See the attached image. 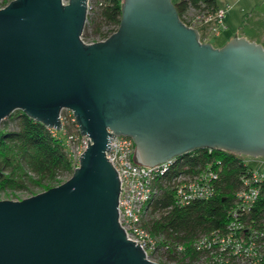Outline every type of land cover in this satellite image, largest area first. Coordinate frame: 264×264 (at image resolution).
Instances as JSON below:
<instances>
[{
	"label": "water",
	"instance_id": "water-1",
	"mask_svg": "<svg viewBox=\"0 0 264 264\" xmlns=\"http://www.w3.org/2000/svg\"><path fill=\"white\" fill-rule=\"evenodd\" d=\"M88 0H10L0 7V121L13 110L60 129L73 112L89 138L68 178L0 199V264H159L118 222L120 180L105 152L115 134L135 161L194 149L264 156V47H215L173 0H123L106 38L84 42Z\"/></svg>",
	"mask_w": 264,
	"mask_h": 264
},
{
	"label": "built area",
	"instance_id": "built-area-1",
	"mask_svg": "<svg viewBox=\"0 0 264 264\" xmlns=\"http://www.w3.org/2000/svg\"><path fill=\"white\" fill-rule=\"evenodd\" d=\"M93 2L94 0H88V13L92 10ZM4 5L0 0V7ZM228 8V4L214 7L203 0H197L196 4H189L183 12L182 21L198 28L199 35H218L225 28L224 18ZM60 112L61 128H50V131L52 135L64 138V145L74 168L78 165L79 155L87 147L89 138L79 132L70 109L65 108ZM71 123H76L74 131L69 127ZM108 144L111 147L105 155L116 168L120 180L118 222L127 237L140 244L149 260L159 263L158 261L165 259L163 253L173 250L175 256L168 260V264L264 263V222L253 227L242 220V216L250 211L260 195L263 183L261 172L250 167L248 175L242 177V187L235 193L234 205L228 209V221L217 229L197 236L187 253L185 244H171L165 240L163 233L156 234L148 230L147 220L163 191L161 186L168 188L176 206L213 197L222 159L213 155L204 160L203 164L198 161L191 166L180 156L146 166L135 161V143L131 137L115 134ZM188 153L190 156L197 154L192 150ZM253 158L257 162L263 161Z\"/></svg>",
	"mask_w": 264,
	"mask_h": 264
},
{
	"label": "trees",
	"instance_id": "trees-1",
	"mask_svg": "<svg viewBox=\"0 0 264 264\" xmlns=\"http://www.w3.org/2000/svg\"><path fill=\"white\" fill-rule=\"evenodd\" d=\"M9 1L1 0L3 5ZM122 1L94 0L91 8L94 14L87 16V20L91 21V31H87L85 24L82 39L96 41L115 31L120 22ZM196 1L173 0L181 19L189 4H196ZM203 1L217 6L215 0ZM200 38L206 40L203 35H200ZM75 124L71 123L69 127ZM192 151L198 155H180L191 166L198 161L203 164L204 160L213 155L223 161L218 170L219 178L215 181L217 188L214 196L176 206L168 188L161 186L163 191L155 202L146 224L151 232L163 233L167 242L185 244L187 253L197 236L217 229L228 221V209L234 205L235 193L242 187V177L250 172V165H247L242 155L215 148H197ZM73 169L64 138L52 135L50 128L45 124L30 118L21 109L13 110L0 121V191H22L35 187L43 191L57 185L61 182L57 179L71 174ZM261 186L260 195L250 211L242 216L243 222L253 227L264 222V182ZM172 252L173 250H167L163 253L165 259L158 261L159 264H168V260L175 256Z\"/></svg>",
	"mask_w": 264,
	"mask_h": 264
},
{
	"label": "crops",
	"instance_id": "crops-1",
	"mask_svg": "<svg viewBox=\"0 0 264 264\" xmlns=\"http://www.w3.org/2000/svg\"><path fill=\"white\" fill-rule=\"evenodd\" d=\"M215 4L229 5L224 18L225 28L218 34V36L222 34L221 45L231 40L233 36H245L250 41L264 46V0H215ZM205 36L207 38L208 35ZM250 167L255 168L252 165ZM255 169L263 174L264 182V169L263 171Z\"/></svg>",
	"mask_w": 264,
	"mask_h": 264
},
{
	"label": "rangeland",
	"instance_id": "rangeland-1",
	"mask_svg": "<svg viewBox=\"0 0 264 264\" xmlns=\"http://www.w3.org/2000/svg\"><path fill=\"white\" fill-rule=\"evenodd\" d=\"M94 14V12L93 11H91V12H89L88 14H87V16L88 15H93ZM87 20V19H86ZM225 24V23H224ZM86 25H87V31L88 32H90L91 31V21L88 19L87 20V22H86ZM105 29V28H104ZM202 29V27H200V30ZM222 35V34H221ZM221 35L220 36H218V35H214V34H210L209 33V35L207 36V38H206V36L205 35H203V38H205V39H208L207 41L208 42H211V44L213 45V46H215V47H219L220 45H221V43L223 42L222 40H221ZM85 40H88V39H86L85 38ZM204 41H206V40H204ZM264 47V46H263ZM73 131L76 129V127L75 126H71L70 127ZM242 158H243V160H245V162L247 163V164H250V165H252L253 167H255V168H257L258 170L260 169L261 171H263V169H264V156H259V157H257L258 158V160L259 159H263V161H259V162H257V160H255L256 158H253V157H251V156H245V155H242ZM254 168V169H255ZM68 176H70V174H68L67 176H65V177H61V178H58L57 180H59V181H64V180H66L67 178H68ZM60 183V182H59ZM58 184V183H57ZM40 191H42L41 190V188H39V187H35V188H30V189H23L22 191H4V190H2V191H0V199L1 198H7V199H22V198H24V197H26V196H30V195H32V193H38V192H40Z\"/></svg>",
	"mask_w": 264,
	"mask_h": 264
}]
</instances>
